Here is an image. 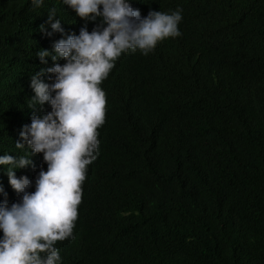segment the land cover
I'll return each instance as SVG.
<instances>
[{"label":"trees","instance_id":"trees-1","mask_svg":"<svg viewBox=\"0 0 264 264\" xmlns=\"http://www.w3.org/2000/svg\"><path fill=\"white\" fill-rule=\"evenodd\" d=\"M131 4L141 16L180 6L186 23L180 40L193 48L173 45L186 60L183 74L169 72L164 60L171 41L165 38L152 55L122 54L102 82L105 122L73 236L56 243L62 264H264V0ZM53 6L65 33L79 34L85 21L62 0L41 7L0 0V155L24 154L15 141L32 115L30 75L53 62L49 57L42 64L35 53L52 50L63 35L47 23ZM224 18L236 39L216 55L207 29ZM99 22L88 21V30ZM50 110L46 103L37 112ZM158 110L178 118L185 136L180 156L163 150L161 168L131 162L152 143ZM32 159L34 166L16 172L33 181L29 191L41 167L47 170L42 153ZM0 183L9 204L19 199L3 166Z\"/></svg>","mask_w":264,"mask_h":264},{"label":"clouds","instance_id":"clouds-1","mask_svg":"<svg viewBox=\"0 0 264 264\" xmlns=\"http://www.w3.org/2000/svg\"><path fill=\"white\" fill-rule=\"evenodd\" d=\"M41 7L45 0H31ZM85 24L79 34L65 33L62 19L53 6L47 11V23L53 32L63 34L54 41L52 50L39 49L35 56L42 64L53 62L30 75L34 95L28 98L32 110L30 123L22 126L17 149L24 154L0 155L9 184L19 199L9 204L8 193L0 183V264H62L57 241L73 236L82 200V185L88 166L96 159L99 127L105 122L106 91L102 82L122 54L140 50L149 56L169 38L171 52L164 60L172 74L186 71V60L176 55L173 45L193 48L181 41L185 16L179 6L170 12L150 11L141 16L131 0H62ZM102 6V7H101ZM100 22L88 30L87 22ZM41 31H47L41 25ZM207 32L212 36L214 53L220 55L235 42L226 18L215 22ZM51 35V33H47ZM166 43V42H165ZM63 59V64L58 61ZM156 66L153 68V76ZM49 104L50 111L37 112ZM159 128L149 134L152 143L132 156L131 162L150 161L161 168L163 150L180 156L185 144L178 118L158 110ZM43 154L47 170L41 167L33 181L17 176L18 169L34 166L33 155Z\"/></svg>","mask_w":264,"mask_h":264},{"label":"bare ground","instance_id":"bare-ground-1","mask_svg":"<svg viewBox=\"0 0 264 264\" xmlns=\"http://www.w3.org/2000/svg\"><path fill=\"white\" fill-rule=\"evenodd\" d=\"M164 4V3H163ZM159 10V9H158ZM186 39V38H185ZM256 40V39H255ZM203 41V40H202ZM191 43V42H190ZM204 43V42H203ZM170 45V44H169ZM247 48V47H246ZM188 49V48H187ZM245 49V48H244ZM194 53V52H193ZM227 55V54H226ZM260 56V55H259ZM233 57V56H232ZM226 58V57H225ZM228 58V57H227ZM216 59V58H215ZM224 59V58H223ZM211 62V61H210ZM247 62V61H246ZM166 69V68H165ZM146 97V96H145ZM238 107V105H237ZM243 109V108H242ZM135 113V112H134ZM224 113V112H223ZM158 115V114H157ZM228 115V114H227ZM223 116V115H222ZM199 128V127H198ZM185 130V129H184ZM200 131V130H199ZM185 133V132H184ZM195 138V137H194ZM221 142V141H220ZM115 144V143H114ZM191 144V143H190ZM144 149V148H143ZM120 150V149H119ZM122 150V149H121ZM188 150V149H187ZM123 151V150H122ZM170 154V153H169ZM185 157V156H184ZM124 158V157H123ZM170 159V158H169ZM202 161V160H201ZM119 162V161H118ZM180 164V163H179ZM197 164V163H196ZM171 178V177H170ZM194 181V180H193ZM197 181V180H196ZM117 182V181H116ZM156 204V203H155ZM213 204V203H211ZM170 207V206H169ZM209 210V209H208ZM86 218V217H85ZM90 218V217H89ZM85 221V220H84Z\"/></svg>","mask_w":264,"mask_h":264}]
</instances>
